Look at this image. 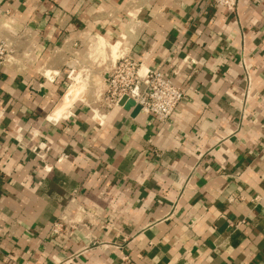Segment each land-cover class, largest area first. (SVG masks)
Segmentation results:
<instances>
[{
	"label": "crops",
	"instance_id": "obj_1",
	"mask_svg": "<svg viewBox=\"0 0 264 264\" xmlns=\"http://www.w3.org/2000/svg\"><path fill=\"white\" fill-rule=\"evenodd\" d=\"M0 41V264H264V0H0ZM124 55L184 92L167 124L95 113Z\"/></svg>",
	"mask_w": 264,
	"mask_h": 264
},
{
	"label": "built area",
	"instance_id": "obj_2",
	"mask_svg": "<svg viewBox=\"0 0 264 264\" xmlns=\"http://www.w3.org/2000/svg\"><path fill=\"white\" fill-rule=\"evenodd\" d=\"M209 2L214 8L235 13L239 0H209ZM11 54L8 45L0 41V66ZM141 68V63L131 57L127 55L119 57L107 72L106 87H98L95 90V103L101 106L95 108V113L100 115L102 110L118 107L120 102L126 99L125 104L139 109L140 113L152 116L161 124H167L177 106L183 101L184 92L157 71H146L142 76ZM66 77L74 81L76 77L79 80L80 75L75 73V69L70 68Z\"/></svg>",
	"mask_w": 264,
	"mask_h": 264
},
{
	"label": "bare ground",
	"instance_id": "obj_3",
	"mask_svg": "<svg viewBox=\"0 0 264 264\" xmlns=\"http://www.w3.org/2000/svg\"><path fill=\"white\" fill-rule=\"evenodd\" d=\"M102 42V41H101ZM100 42V43H101ZM97 43H99V40H98V42ZM103 45V44H102ZM117 46H119V45H117ZM104 47V46H103ZM103 47L101 48V45H100V48L101 49H103ZM98 48V47H97ZM111 48V47H110ZM115 48H117V47H114V50H115ZM119 48H120V46H119ZM118 48V49H119ZM118 49H116V50H118ZM115 50V51H116ZM111 51H112V49H111ZM115 51H112L113 53L115 52ZM78 80V77H76L75 79H74V81H77ZM80 82H81V80H80ZM79 82V83H80ZM77 84V83H76ZM83 84V83H82ZM80 85H81V83H80ZM85 86V85H84ZM84 86L82 87V85L81 86H79V84L75 87V88H73V89H71V90H67L68 92L65 94V96L61 99V101L59 102V104L57 105V108H56V110H55V112H53L52 113V115H53V118H57V117H59L60 115H62L63 114V112H65L71 105H73V103H75V101H77V100H79V99H81V98H83L82 97V91H81V87L82 88H84ZM72 87V86H71ZM71 87H69V88H71ZM82 94V95H81ZM66 114V113H65ZM52 117V116H51ZM53 120V119H52Z\"/></svg>",
	"mask_w": 264,
	"mask_h": 264
},
{
	"label": "rangeland",
	"instance_id": "obj_4",
	"mask_svg": "<svg viewBox=\"0 0 264 264\" xmlns=\"http://www.w3.org/2000/svg\"><path fill=\"white\" fill-rule=\"evenodd\" d=\"M89 59L90 60H92L93 59V61H94V58H93V55H92V53L90 54V56H89ZM80 70H84L85 72L84 73H80V72H78V71H80ZM75 73H79V75H80V80L83 82V84L85 85L84 86V90L88 87V86H90V84H91V81H90V70L89 69H87L86 67H78L76 70H75Z\"/></svg>",
	"mask_w": 264,
	"mask_h": 264
},
{
	"label": "water",
	"instance_id": "obj_5",
	"mask_svg": "<svg viewBox=\"0 0 264 264\" xmlns=\"http://www.w3.org/2000/svg\"><path fill=\"white\" fill-rule=\"evenodd\" d=\"M125 101L126 99H123L121 102H120V105L123 106L125 104Z\"/></svg>",
	"mask_w": 264,
	"mask_h": 264
}]
</instances>
